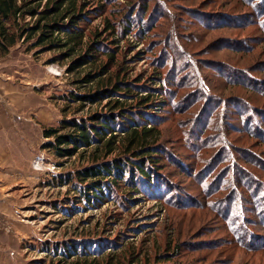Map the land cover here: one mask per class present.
<instances>
[{"label": "rangeland", "instance_id": "374dc122", "mask_svg": "<svg viewBox=\"0 0 264 264\" xmlns=\"http://www.w3.org/2000/svg\"><path fill=\"white\" fill-rule=\"evenodd\" d=\"M84 1L94 11L87 30L118 48L120 71L166 75L165 102L146 116L162 152L141 189L123 184L103 204L66 215L52 201L72 194L44 179L87 157L72 155L61 168L39 146L28 176L15 182L24 234L5 263L62 264L44 247L68 244L91 255L63 264H264V0ZM27 45L19 40L0 56V76L30 85L47 105L48 119L31 112L29 134L38 127L42 136L61 117L75 74Z\"/></svg>", "mask_w": 264, "mask_h": 264}, {"label": "trees", "instance_id": "16d2710c", "mask_svg": "<svg viewBox=\"0 0 264 264\" xmlns=\"http://www.w3.org/2000/svg\"><path fill=\"white\" fill-rule=\"evenodd\" d=\"M42 1L0 0V56L21 40L34 53L50 52L49 62H59L67 74H75L73 86L62 95L61 117L42 126L40 145L61 168L72 155L87 157L85 164L52 171L43 182L66 186L72 195L52 201V206L74 215L114 198L113 189L123 184L136 191L141 189L140 181L152 178L149 163L160 155L162 146L159 129L146 116L162 108L168 86L158 67L144 77L129 78L120 71L118 48L98 31L87 30L94 11L89 12L84 0ZM130 24L125 19L120 31L127 34ZM67 246L44 248L63 263L91 255L85 248Z\"/></svg>", "mask_w": 264, "mask_h": 264}, {"label": "crops", "instance_id": "0c3cea01", "mask_svg": "<svg viewBox=\"0 0 264 264\" xmlns=\"http://www.w3.org/2000/svg\"><path fill=\"white\" fill-rule=\"evenodd\" d=\"M32 110L44 119L50 116L47 105L36 97L33 99L30 85H21L17 81L0 76V216L2 213L6 215L3 219L0 218L3 220L0 221L1 264L6 262V258L3 257L10 260L15 250L19 252L21 249L20 239L24 234V228L18 223L21 231H17L16 217L13 213L17 204L15 182L28 176L29 164L40 150L39 146L43 141L38 127H35L37 135L29 134L33 126L30 121L33 120Z\"/></svg>", "mask_w": 264, "mask_h": 264}, {"label": "built area", "instance_id": "2783aa9c", "mask_svg": "<svg viewBox=\"0 0 264 264\" xmlns=\"http://www.w3.org/2000/svg\"><path fill=\"white\" fill-rule=\"evenodd\" d=\"M42 158L43 157L41 155H38L37 158L34 160V163L33 164L35 165V164L41 163L43 161V160H41ZM51 168H53V167H51ZM50 170H53V169H50Z\"/></svg>", "mask_w": 264, "mask_h": 264}]
</instances>
